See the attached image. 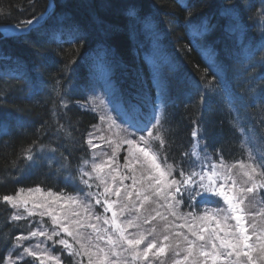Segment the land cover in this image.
<instances>
[{
  "label": "trees",
  "instance_id": "trees-1",
  "mask_svg": "<svg viewBox=\"0 0 264 264\" xmlns=\"http://www.w3.org/2000/svg\"><path fill=\"white\" fill-rule=\"evenodd\" d=\"M49 1L52 9L44 19L53 11L58 17L69 16L81 26L87 42H81L76 55L67 42V31L61 35L54 21H41L40 31L26 34L0 32V195L36 185L57 193L74 191L66 177L69 172L76 175L81 161L89 159L86 139L97 117L84 108L86 89L88 84H97L92 80L97 81L96 72L101 69L104 83L115 87L114 93L124 100L140 104L146 113L158 106L168 144L164 150L158 141L152 144L161 159L167 153L169 163H186L182 153L191 152L193 130L216 160L217 151L227 163L245 159L241 143L250 135L259 155L264 154V53L259 51L264 38L252 26L249 12L239 13L247 27L235 35L226 31L220 16L223 5L240 0H0V26H16L40 16ZM247 2L254 7L261 4V0ZM182 3H190L210 23L206 40L194 38L185 27ZM130 6L150 22V29L129 20ZM69 58L76 63L65 73ZM209 67L223 77L227 92L209 90L201 82ZM212 78L209 71L206 80ZM57 79L63 84L67 107L61 106V96L53 92ZM33 142L37 148L55 147L56 161L50 165L47 158H41L28 166L22 152ZM76 187L82 188L79 181ZM11 212L0 204V264L11 240L27 232L8 223ZM14 223L25 225L26 221ZM4 235L7 244L2 242ZM62 259L71 258L64 255ZM26 260L32 264L33 258Z\"/></svg>",
  "mask_w": 264,
  "mask_h": 264
},
{
  "label": "snow or ice",
  "instance_id": "snow-or-ice-1",
  "mask_svg": "<svg viewBox=\"0 0 264 264\" xmlns=\"http://www.w3.org/2000/svg\"><path fill=\"white\" fill-rule=\"evenodd\" d=\"M181 6L186 12L185 27L192 31L194 38L206 40L212 30L210 23H205L190 3ZM244 11L250 13L252 26L264 38V0L259 7L247 0L223 5L220 16L226 31L233 35L244 32L247 25L239 15ZM126 14L132 23L151 28L150 22L141 17L134 6H130ZM44 17L41 13L22 20L14 30L18 33L40 31L44 24L54 21L61 35L67 31V42L78 55L81 42H87L81 34V26L67 15L58 17L55 11L48 20ZM197 43L199 45V41ZM199 46L204 49V45ZM259 51L264 53V44ZM261 62L264 63V55ZM75 63V59L69 58L64 65L65 73ZM250 67L255 68V65ZM209 71L213 72L212 80H206ZM201 82L209 90L220 88L227 92L223 77L211 67L205 69ZM62 89L63 84L57 79L53 92L61 96V106L67 107ZM95 99L92 97L85 104L90 106ZM203 100L201 94V102ZM119 104V110L112 109L117 113L115 116L100 117L102 121L107 119V128L114 129L119 137L106 140L112 147L111 155L104 153L107 158L97 161L93 152L91 159L81 161L76 175L69 172L66 184L74 188L73 192L57 193L36 185L0 195V204L13 210L8 223L27 229L26 234L22 232L11 240V248L3 256L2 264H20L21 261L28 264L26 257L33 258L32 264H85V260L86 264H155L157 260L165 264L166 252L172 254L173 264H264V227H259L255 219L249 220L250 216L264 218V208L251 213L246 207V202L264 203V154L257 156L248 142L242 141L246 159L228 164L217 151L219 160H216L206 148H201L200 134L193 130L191 152L182 153L187 162L169 163L167 153L161 159L152 144L158 141L160 150L166 149L168 144L158 106L146 113L140 104L126 101L122 96ZM90 110L96 111V108ZM93 127L100 131L99 126ZM93 136L94 133H89L87 143L95 149L99 145L92 143ZM96 138L106 139L103 134ZM124 145H127V154L121 165L118 156ZM56 151L51 146L37 148L33 142L23 150L22 158L28 166L36 165L41 158H47L51 165L56 161ZM59 167L66 165L59 164ZM238 175L244 178L243 183L237 180ZM128 180L130 184L125 183ZM77 181L87 190L76 187ZM93 187L96 192L91 191ZM45 216L51 222V229L47 227ZM32 217L40 219H29ZM22 220L26 221L25 225L14 223ZM158 225L162 232L158 231ZM41 237L43 240L39 239ZM33 239L35 243L25 244ZM2 242L8 243L7 235ZM56 245L62 249L60 254L53 251ZM65 254L70 261L62 259Z\"/></svg>",
  "mask_w": 264,
  "mask_h": 264
},
{
  "label": "rangeland",
  "instance_id": "rangeland-1",
  "mask_svg": "<svg viewBox=\"0 0 264 264\" xmlns=\"http://www.w3.org/2000/svg\"><path fill=\"white\" fill-rule=\"evenodd\" d=\"M3 33H8V30L3 31ZM104 76H105V72L102 69L98 70L96 72V79H97L98 82L94 78L92 80V82H96L97 84H95V83L88 84L89 87H87L88 89H86V92H87V97H86L87 99L86 100H89L92 97H96L97 99L93 100V104L90 105V106L86 105V104L84 105L85 109H88L90 112H93V113L96 114L97 122H96L95 125L99 126V128H100V131H96V129H94V127L92 126L90 128L89 132H88L87 139H86V145H87V147L89 149V159H91L93 152H95L97 161H101V160H104V159L107 158L104 155V153H107L108 156L111 155L112 147L106 142V140L108 138L119 139V137H117L115 135V130L114 129H108L107 128V124H108L107 119L102 121L101 118H100L101 116H106V114H111L112 116H115L117 113L113 112L112 109L116 108L117 110H119V108H120V104H119V97L120 96L114 93L115 87H109V86H107L104 83V80H103ZM98 84H100V85H98ZM101 101H102V103H101ZM91 107H95L96 111H91L90 110ZM89 133H94V136L92 137V143L94 145H99V147H97L95 149L90 148L89 144L87 143V140L89 139ZM101 134H103V136L106 138L105 140H100V139L96 138V137H99ZM137 135H140V133H137ZM145 135H146V133H145ZM252 138H253V136L250 135V137H248V138L245 137L244 141H247L249 147L251 148V150L257 156H260L259 152L256 150V146H255V144L253 142L254 140ZM249 139L251 140V142L249 141ZM153 142L154 141H152V143ZM193 143H194V140H193ZM200 146H201V148H203L201 144H200ZM126 149H127V145H124L123 148L120 150V153H119V156H118V160H119V163L121 165L123 164V157L127 154ZM244 155L246 156V153ZM246 158H247V156H246ZM228 164H231V163H228ZM90 170H91V168L89 167V171ZM235 171L238 172L239 170L236 169ZM85 179H87V177H85ZM237 180L240 183H243L244 178L242 176L238 175L237 176ZM125 183L126 184H130L131 181L128 180V181H125ZM80 187H82L85 190H87L86 186H84V185L80 184ZM99 190L102 191V188L99 189ZM91 191L92 192H96L97 189L95 187H93L91 189ZM112 198L115 199V197H112ZM91 202L93 204H95L94 200L91 201ZM220 203H222V201H220ZM246 207H247L249 212L256 213L261 208H264V203H260L259 201H253L251 203L246 202ZM10 210H12V209H10ZM108 215H110V213ZM29 219L39 220L40 217H32V218H29ZM253 219H255V222H256V224L259 227H264V218H262L260 216H255V217L250 216L249 217L250 221L253 220ZM44 220L47 221V227L49 229H51L52 225H51V222H50L49 218L47 216H45ZM158 231L162 232V228H160L159 225H158ZM61 235H63V234H61ZM39 239L43 240L42 237L39 238ZM28 243H35V239H33L32 241H25V244H28ZM47 243L49 245H51V241H48ZM53 251H55L57 254H59L60 251H62V249H61V247L59 245H56V247L53 249ZM65 256H67V255L65 254ZM167 260L168 261L172 260V254L170 252H166V254H165V264L168 262ZM37 263L39 264V262H37ZM85 264H86V260H85ZM155 264H159V260H157L155 262Z\"/></svg>",
  "mask_w": 264,
  "mask_h": 264
},
{
  "label": "water",
  "instance_id": "water-1",
  "mask_svg": "<svg viewBox=\"0 0 264 264\" xmlns=\"http://www.w3.org/2000/svg\"><path fill=\"white\" fill-rule=\"evenodd\" d=\"M51 9H52V2L49 1L48 9H47V11L44 13V14H45V17L49 14V12L51 11ZM14 28H15V26H9V27H2V26H0V32L3 33V31H6V30H8V34H9V30H12V31L16 32V31L14 30ZM16 33H17L18 35L26 34V33H18V32H16Z\"/></svg>",
  "mask_w": 264,
  "mask_h": 264
}]
</instances>
